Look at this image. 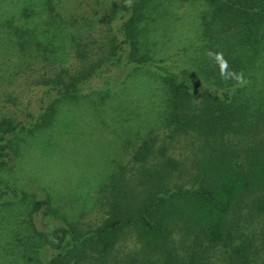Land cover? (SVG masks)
Here are the masks:
<instances>
[{"label": "rangeland", "instance_id": "1", "mask_svg": "<svg viewBox=\"0 0 264 264\" xmlns=\"http://www.w3.org/2000/svg\"><path fill=\"white\" fill-rule=\"evenodd\" d=\"M121 1L0 0V114L20 120L34 115L46 99L45 79L60 69L73 73L105 46L118 25ZM207 6V0H152L139 25L149 62L138 69L111 68L100 81L93 78L85 93L57 103L48 126L18 135L0 170V187L12 185L36 199L47 198L51 212L29 215L24 203L0 197V264L44 263L53 252L34 234L44 223L69 224L80 233L100 225L115 186L133 194L143 190L147 170L163 159L161 149L176 162L170 187L196 181L209 148L195 133H178L168 124L165 85L153 64L202 87L219 90L232 83L252 114L264 109V42L255 55L242 53L240 80L236 76L220 84L207 76L210 49L217 46L204 34ZM76 49L86 52L87 60L76 56ZM239 140L264 144V133L230 134V144L237 146ZM143 143L149 150L140 160L135 154ZM240 214L239 232L251 243L250 264H264L263 219L255 220L246 207ZM180 237L174 231L170 239L178 255ZM221 251L216 247L209 264L220 263ZM147 256L134 230L126 229L107 254L96 257L102 264H142Z\"/></svg>", "mask_w": 264, "mask_h": 264}, {"label": "trees", "instance_id": "2", "mask_svg": "<svg viewBox=\"0 0 264 264\" xmlns=\"http://www.w3.org/2000/svg\"><path fill=\"white\" fill-rule=\"evenodd\" d=\"M151 1L122 0L118 25L107 35L105 46L73 73L60 69L45 79L46 99H41L34 115L28 113L25 120H20L12 114H0V170L7 164L18 135L48 126L58 102L82 95L93 78L100 81L111 68L138 69L149 62V56L141 50L139 25ZM207 2L202 16L204 34L217 42L210 49L212 66L207 76L219 83L230 82L243 70L242 53L255 55L264 42V0ZM14 30L22 34L21 28ZM239 49L241 52H237ZM75 54L87 58L82 50L76 49ZM153 66L165 85L168 124L178 133H195L209 148L194 176L196 181L190 186L170 187L168 179L176 162L165 157L161 149L163 159L156 168L147 170L143 190L133 194L115 186L108 215L100 225L83 233L69 224L44 223L41 230L34 229L37 239L53 252L40 264H102L96 256L107 254L126 229L134 230L148 252L142 264H209L216 247L222 248L218 264H250L251 243L239 232L238 223L243 207L255 220L262 218L264 222V144L260 140H239L237 146L229 142L230 134H263L264 109L252 114L241 89L232 88V83L215 90L186 82L167 66ZM148 150L141 144L136 158L143 160ZM0 197L2 201L24 203L29 215L40 212L45 217L51 212L47 198L36 199L12 185L0 187ZM174 231L181 235V255L173 252L176 250L170 244Z\"/></svg>", "mask_w": 264, "mask_h": 264}, {"label": "clouds", "instance_id": "3", "mask_svg": "<svg viewBox=\"0 0 264 264\" xmlns=\"http://www.w3.org/2000/svg\"><path fill=\"white\" fill-rule=\"evenodd\" d=\"M217 59L221 61V64H222V65H225V66H226V62H224V61L222 60V57H221V56L218 55V56H217ZM236 79H237V80H240L241 77H240V76H237Z\"/></svg>", "mask_w": 264, "mask_h": 264}]
</instances>
